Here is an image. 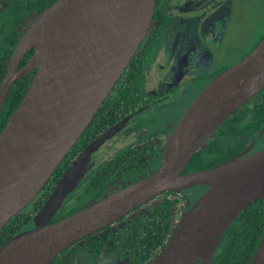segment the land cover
Masks as SVG:
<instances>
[{
    "label": "water",
    "instance_id": "95a60500",
    "mask_svg": "<svg viewBox=\"0 0 264 264\" xmlns=\"http://www.w3.org/2000/svg\"><path fill=\"white\" fill-rule=\"evenodd\" d=\"M156 7L157 0H56L26 24L0 81L1 115L14 82L36 70L0 132V231L34 202L79 142L148 35ZM262 90L264 36L201 90L166 138L158 169L52 221L97 164L93 154L131 117L93 139L57 181L36 213L34 227L0 246V264H51L75 243L164 192L200 185L208 189L182 213L148 264H213L235 218L251 202L264 200V148L197 171L184 170L213 133ZM248 264H264V235Z\"/></svg>",
    "mask_w": 264,
    "mask_h": 264
},
{
    "label": "trees",
    "instance_id": "16d2710c",
    "mask_svg": "<svg viewBox=\"0 0 264 264\" xmlns=\"http://www.w3.org/2000/svg\"><path fill=\"white\" fill-rule=\"evenodd\" d=\"M54 1L56 0H2L0 2V81L7 72L9 58L26 24ZM158 14L160 11L157 6L155 19L158 18ZM161 23L163 24L164 21H160L158 26ZM150 31L146 36L147 39L150 37ZM263 36L264 30L260 32L254 44L244 55L250 53ZM140 50L98 109L79 142L55 170L48 188L42 192L39 199H35L31 205L12 217L1 229L0 246L16 233L34 227L36 213L43 206L65 169L91 139L124 116L134 112L138 107L151 101L153 97L147 93L142 79V65L138 60L141 58ZM33 51L31 49L24 55L19 68L25 65ZM35 72L36 70L17 79L12 85L0 115V132L22 101ZM250 104L254 105L253 113L243 117L238 116V112ZM263 125L264 90L230 116L213 133L193 154L184 171H197L228 159L238 150L235 144L231 146L225 144L228 139H231L233 143L232 141L241 134L258 133ZM162 152L163 145H157L155 142L139 146L130 144L113 157L97 161L74 192L68 196L52 221L73 214L108 195L111 183L115 181L121 180L124 185H127L152 173L162 162ZM184 200V196L178 192L166 191L113 225L85 237L71 247L78 245L88 250L101 251L105 247L116 250L120 245L122 258H127L131 264H148L169 238L178 215L185 207ZM263 235L264 200L260 199L247 205L226 230L215 252L213 264H248Z\"/></svg>",
    "mask_w": 264,
    "mask_h": 264
},
{
    "label": "flooded vegetation",
    "instance_id": "af4514ba",
    "mask_svg": "<svg viewBox=\"0 0 264 264\" xmlns=\"http://www.w3.org/2000/svg\"><path fill=\"white\" fill-rule=\"evenodd\" d=\"M211 1L212 0H157V6L159 8L160 14H158L157 19L154 18V23H153L154 27L152 24L153 28L151 27L152 31H150V37L148 39L146 37L144 39V41L141 43L140 47L138 48V50L141 49L140 54H139L141 56V58H139L138 60L140 61L141 65H142L141 66V68H142V79H143L145 88H146L145 75L147 72V67L149 65L155 66V69H156L158 74L163 75V74L169 73L168 68L170 66L168 63H170V60H168L169 59L168 53L172 54L173 48H174L173 44L177 43L178 40H181V47L180 48L182 50L181 53H182V57H183L182 60L178 63L177 70L180 72L192 74L193 71H195L196 67L201 66L204 62V59H206L207 57L213 58L214 60L217 59L216 57H214L215 49L212 48V46L211 47L209 46V44H212V42H213L212 37L216 36L212 32V31H214L213 28L207 29L211 33L210 38H208L206 35L203 36L200 34V28L202 26V24L200 22L202 21L204 16L210 14L208 9L209 10L211 9V5H212ZM210 2H211V4L208 5ZM156 10H157V7H156ZM160 21H164V23L163 24L161 23L158 26ZM191 22H195L194 28L189 27ZM227 28L225 30H227ZM198 30H199V35H197ZM223 35H224V33L222 35H220L219 38H216V39H223L224 37L221 38ZM198 41H199V43H198ZM161 55H163V56H161ZM173 55H174V53H173ZM218 55H220V53H218ZM244 56L245 55H242V57H244ZM241 58H239V59H241ZM161 59H164L167 62V65L162 64L160 62ZM239 59H237V60H239ZM235 62H236V60H235ZM233 63L234 62H232L231 64H233ZM227 67H228V65H225V66H222L217 71L215 70L209 74L204 72L202 75H199L196 78V81L198 82V84H200V82H202V81L205 82L204 85L202 86L201 90L207 85V83L214 76H216L219 72H221L222 70H224ZM201 90H200V92H201ZM166 91H168V90L166 87H164L163 92H166ZM150 95L153 97L150 102L138 107L136 110H134V112L124 116L122 119H120L119 121H117L113 125L117 124L118 122H120L121 120H123L125 118L131 117L129 123L121 131H119L117 134L124 132V135L130 136L134 139L137 138L138 140L130 143V144H134L135 146H139L141 144H149L150 142H155L157 145L162 144L163 150H164L166 138L168 137V135L170 134V132L172 131V129L174 127L169 132H168V130H166V131L165 130H156L157 123H158V121H157L158 116H157L156 112L153 110V107L156 103L162 104L163 102H167L168 100H170L174 96V94H171V91H170L169 93H165L162 95H159V94H157V95L150 94ZM253 107H254V105L250 104V105H248V107L242 108L238 112V116L243 117V116L250 115L251 113H253ZM113 125H111V126H113ZM99 135H97V136H99ZM116 135H114V136H116ZM96 137H94L93 139H95ZM113 137H111V138H113ZM93 139H91L84 146V148ZM110 139H108V140H110ZM232 142L233 143H231V139H228V142L225 144L227 146H231V144H235L236 149H238V150L233 156L238 155L240 153H244L246 151L248 153H251V152L263 149L264 148V125L262 126V128L260 129V131L258 133L241 134L237 137L236 140H233ZM104 144H102L101 146H103ZM130 144H128V145H130ZM101 146L93 154L94 158L97 161L106 160V159H109V158L114 156V155L111 157L107 156V158L103 159L102 155L103 154L105 155V153H103L101 151L99 152ZM126 146H124V147H126ZM124 147H122L120 150H122ZM162 154H163V152H162ZM233 156H231V157H233ZM231 157H229V158H231ZM225 160H227V159H225ZM225 160H223V161H225ZM223 161H220L219 163H221ZM51 177L48 180V182L44 185V187L42 188L41 192L38 194L36 199L37 198L39 199L42 192L48 188V185L51 182ZM123 186H125V185L123 184V182L121 180H118V181L111 183L109 194L116 191L117 189H119ZM193 188L199 189V190H198V192H195V195L193 194L192 198H191L188 196L187 191L190 189L193 190ZM193 188L186 189L183 192H178L179 194H181L185 198V200H184V206L185 207L180 212V214L178 215L177 220H176V224H177L178 220L180 219L182 213L187 209V207L192 206L196 202V200L208 189V187L205 185H200V186H196ZM51 192H52V190H51ZM50 193H49V195H50ZM120 249H121V247L119 245L116 250H110L108 247H105L101 251H95V250H88L87 248L76 245V246L71 247L69 250H65L64 252H62L56 259H54L56 261L53 264H109V263H113V262H115L116 264H131V262L127 258H122L120 256V254H121Z\"/></svg>",
    "mask_w": 264,
    "mask_h": 264
},
{
    "label": "rangeland",
    "instance_id": "374dc122",
    "mask_svg": "<svg viewBox=\"0 0 264 264\" xmlns=\"http://www.w3.org/2000/svg\"><path fill=\"white\" fill-rule=\"evenodd\" d=\"M211 2V9H208L210 14L204 16L200 22L202 24L200 34L210 38L211 33L207 29L213 28L214 31L212 32L216 36L212 37L213 42L209 46L215 49L214 57L217 59L207 57L192 74L180 72L177 68L183 57L180 48L181 40H178L177 43L173 44L172 54L168 53V60H170L168 74H158L153 65L147 67L146 91L153 95H162L170 91L171 94H174L167 102L154 105L153 110L158 116L156 130H168L169 132L176 126L205 83L202 81L198 84L196 78L199 75L204 72L209 74L219 70L222 66H229L235 60L237 61L249 50L260 32L264 30V0H212ZM194 26L195 22H191L189 27L194 28ZM226 28L227 30H225ZM223 33L224 35L221 37H224L223 39H216ZM197 35H199V30ZM160 62L167 65L164 59H161ZM164 87L169 92H163ZM136 140L138 139L121 132L101 146L99 152L105 153L102 155V158L105 159L107 156L115 155L122 147ZM198 190L194 188L188 190V196L192 198V195H195Z\"/></svg>",
    "mask_w": 264,
    "mask_h": 264
}]
</instances>
